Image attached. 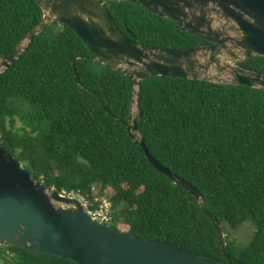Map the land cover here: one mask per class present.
I'll return each mask as SVG.
<instances>
[{
  "label": "trees",
  "instance_id": "trees-1",
  "mask_svg": "<svg viewBox=\"0 0 264 264\" xmlns=\"http://www.w3.org/2000/svg\"><path fill=\"white\" fill-rule=\"evenodd\" d=\"M117 26L150 46L205 42L153 11L105 0ZM35 0H0V55L8 57L42 19ZM264 73V56L236 62ZM137 127L150 155L192 184L221 224L229 254L264 264V89L137 72ZM134 85L95 60L68 26L36 34L0 74L3 148L49 190L106 196L111 224L127 232L224 259L213 224L189 191L149 162L128 133ZM247 242L230 238L244 222ZM0 264H77L0 245Z\"/></svg>",
  "mask_w": 264,
  "mask_h": 264
},
{
  "label": "water",
  "instance_id": "water-1",
  "mask_svg": "<svg viewBox=\"0 0 264 264\" xmlns=\"http://www.w3.org/2000/svg\"><path fill=\"white\" fill-rule=\"evenodd\" d=\"M35 1L42 9V19L8 57L0 55V74L47 26L61 23L71 28L95 60L132 81L136 115H132L128 133L156 170L195 198L202 214L213 224L224 259L140 237L93 218L77 196L46 189L34 180L3 148L1 137L0 245L54 254L77 264H252L229 254L221 224L209 213L198 190L150 155L137 127V72L264 89V73L221 59L224 52L236 62L264 56V0H114L141 5L208 42L180 49L150 46L129 38L117 26L105 0ZM211 67L227 78L202 75Z\"/></svg>",
  "mask_w": 264,
  "mask_h": 264
},
{
  "label": "rangeland",
  "instance_id": "rangeland-1",
  "mask_svg": "<svg viewBox=\"0 0 264 264\" xmlns=\"http://www.w3.org/2000/svg\"><path fill=\"white\" fill-rule=\"evenodd\" d=\"M230 34H232V33L230 32ZM221 59H222V61L229 62L232 65L236 64V61H233L232 59H230L225 52L222 54ZM202 75H207L209 77L217 76V77L223 78V79L227 78L226 74H218V73H216V71L212 67L210 68V70L208 71L207 74H202ZM132 115L133 116L136 115L135 102H134V104H132ZM70 195L73 196L75 194H70ZM78 197L81 199L82 203L85 206L86 201L84 200V198H82L80 195ZM96 198H99V199L105 198L107 200L106 196H98L97 195ZM62 205H64V204H62ZM111 223L112 222H110V224ZM110 224H108V225H110ZM116 228H118L120 230H123V231H127L128 226L125 223H123L122 221H120V222H118L116 224ZM253 232H254L253 225L249 221H246L241 226H239L236 231L230 233V238L231 239H235L238 242H247L250 239V237L253 234Z\"/></svg>",
  "mask_w": 264,
  "mask_h": 264
},
{
  "label": "built area",
  "instance_id": "built-area-1",
  "mask_svg": "<svg viewBox=\"0 0 264 264\" xmlns=\"http://www.w3.org/2000/svg\"><path fill=\"white\" fill-rule=\"evenodd\" d=\"M82 197V196H81ZM83 198V197H82ZM100 203L97 208L95 209H88L87 205L85 204V208L87 209L88 213L95 219L105 223L110 224L111 217H110V204L105 198H97Z\"/></svg>",
  "mask_w": 264,
  "mask_h": 264
},
{
  "label": "clouds",
  "instance_id": "clouds-1",
  "mask_svg": "<svg viewBox=\"0 0 264 264\" xmlns=\"http://www.w3.org/2000/svg\"><path fill=\"white\" fill-rule=\"evenodd\" d=\"M69 195H70V194H69ZM77 195H78V194H75L74 196H77ZM78 196H79V195H78ZM78 196H77V197H78ZM80 196H81V195H80ZM78 198H79V197H78Z\"/></svg>",
  "mask_w": 264,
  "mask_h": 264
},
{
  "label": "flooded vegetation",
  "instance_id": "flooded-vegetation-1",
  "mask_svg": "<svg viewBox=\"0 0 264 264\" xmlns=\"http://www.w3.org/2000/svg\"><path fill=\"white\" fill-rule=\"evenodd\" d=\"M202 43H208L207 41H205V42H202Z\"/></svg>",
  "mask_w": 264,
  "mask_h": 264
}]
</instances>
